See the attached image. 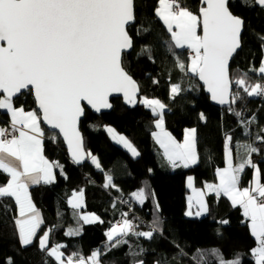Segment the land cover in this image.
<instances>
[{"label":"trees","instance_id":"16d2710c","mask_svg":"<svg viewBox=\"0 0 264 264\" xmlns=\"http://www.w3.org/2000/svg\"><path fill=\"white\" fill-rule=\"evenodd\" d=\"M182 2L193 11L201 6L199 0ZM156 6L157 0H136L137 21L129 28L134 48L123 57L125 69L140 85L139 103L128 106L123 99H114L111 112L96 115L86 110L81 131L85 148L98 158L99 168L91 158L82 165L73 163L60 136L43 126L44 154L59 165L55 167L53 183L30 188L32 202L43 223L33 243L21 245L15 223L19 218L18 206L13 198H0V264H7L9 258L12 264H55L53 258L39 248L38 238L45 231L50 236L49 247L65 245L61 251L66 256L79 253L88 257L100 250L101 264H136L137 261L219 264L221 257L226 261L239 259L240 264H255L251 249L256 243L243 210L234 207L224 195L209 194L207 215H186L190 194L187 179L193 176L196 187L215 181L217 169L225 166V143L230 136L236 164L245 159L246 145L259 149L250 159L260 168L264 183V141L258 139L264 136V101L258 96H248L234 85L240 99L228 108L214 106L197 77L187 71L189 50L170 47V33L156 17ZM230 9L245 22L242 49L232 61L231 77L235 80L247 73L249 83L260 82L264 76L252 69H258L264 57V43L260 39L264 37V9L254 5L252 0H231ZM138 29L141 30L139 35ZM142 48L148 51L142 53ZM178 63L185 64V71L180 70ZM174 84L181 89L175 96L171 93ZM143 97L157 99L165 105L164 128L177 141L184 140L188 128L197 129V164L175 170L168 166L153 135L158 116L141 102ZM13 103L26 111L37 107L33 96L27 92ZM201 114L205 119H201ZM9 120L10 116L0 110V127L6 126ZM107 121L123 129L139 151L138 157L114 142L106 129ZM254 175L255 169L248 166L242 175L241 187H248ZM108 176L112 177V182L105 187ZM8 179L7 174L0 172V186ZM141 189L145 193L142 204L132 196ZM76 191L84 193L81 210L73 209L68 203ZM80 212H93L103 222L85 223ZM122 217L132 221L136 232L155 227L152 238L129 233L122 237L127 243L111 247L105 233ZM70 229L78 230L79 234L66 235Z\"/></svg>","mask_w":264,"mask_h":264},{"label":"snow or ice","instance_id":"6c2138e0","mask_svg":"<svg viewBox=\"0 0 264 264\" xmlns=\"http://www.w3.org/2000/svg\"><path fill=\"white\" fill-rule=\"evenodd\" d=\"M252 2L264 9V0ZM199 4L197 11H193L182 0H157L155 15L170 33V47L190 51L187 71L203 81L213 101L236 103L240 94L233 91V85L248 96H264V81L249 83L247 73L235 80L230 76L229 61L241 47L244 25L243 19L230 11V0H199ZM135 6L136 0H0V110H6L11 118V132L0 127V172L10 177L0 186V198H13L18 206L20 218L15 223L23 246L33 243L43 223L29 187L41 182L53 183V168L59 167L43 155L41 120L59 130L75 163L88 156L99 168L96 157L84 152L78 128L85 108L90 106L96 112L110 108L109 96L113 93H122L128 104L136 102L139 85L125 69L123 59L124 53L134 48L129 27L137 21ZM140 32L138 29L137 34ZM260 39L264 43V37ZM178 67L185 71L184 63H178ZM252 71L264 76V61ZM180 90L178 84L171 87L173 96ZM26 92L33 96L35 110L25 111L23 106H14V98ZM141 102L153 113L165 108L157 99L143 98ZM201 119H205L203 114ZM162 125L161 116L156 121L160 132L153 135L172 166L196 164V129H187L184 142L178 143ZM107 131L133 156L139 155L124 136L116 134L112 128ZM258 139L264 141V136ZM231 140L229 136L225 143L227 167L216 171L219 183L206 184L205 189L216 196L228 197L234 207L238 205L243 210L256 243L251 255L255 264H264V183L260 168L250 159L259 149L246 145L245 159L234 166ZM246 166L255 169V175L248 187L241 188L240 174ZM107 181L105 187L111 185L112 177L108 176ZM188 187L195 196L188 198L186 215L200 216L207 212L205 192L193 186V177H188ZM82 196V191L73 193L69 205L79 208ZM132 196L141 204L144 202L143 189L133 192ZM81 219L85 223L100 221L95 215ZM154 231L155 227L136 232L132 221L122 217L105 235L114 248L127 243L122 237L129 233L151 239ZM73 234L79 231L70 229L66 233ZM38 239L40 250L53 258L55 264H101L100 250L88 257L79 253L66 256L61 251L65 245L49 247L47 231ZM7 264H12L11 258ZM219 264H240V261H226L221 257Z\"/></svg>","mask_w":264,"mask_h":264},{"label":"water","instance_id":"95a60500","mask_svg":"<svg viewBox=\"0 0 264 264\" xmlns=\"http://www.w3.org/2000/svg\"><path fill=\"white\" fill-rule=\"evenodd\" d=\"M231 1V0H230ZM259 7V6H258ZM230 11H231V9H230ZM233 13V12H232ZM234 14V13H233ZM235 15V14H234ZM237 16V15H236ZM241 18V17H240ZM244 21V20H243ZM131 27V26H130ZM129 27V28H130ZM244 31H245V22H244V25H243V28H242V31H241V37H240V39H241V47L237 50V52L234 54V56L232 57V59L229 61V71H230V76H231V65H232V61H233V59H234V57L236 56V54L242 49V36H243V33H244ZM132 51V49H129V50H127L124 54H126V53H130ZM197 77V80L199 81V83H200V85L203 87V90H204V92H205V94L206 95H208L209 96V98H210V101H211V103L214 105V106H217V107H219V108H228V107H230V105L232 104V103H228V104H219V103H217L216 101H213L212 99H211V94L207 91V88H206V86L204 85V83H203V81H201L200 79H199V77L198 76H196ZM232 78V77H231ZM134 79V78H133ZM135 80V79H134ZM137 82V81H136ZM138 83V82H137ZM138 85H139V83H138ZM139 89H140V85H139ZM233 91H234V85H233ZM141 96V89H140V91L138 92V94H137V96H136V102L134 103V104H137V103H139V97ZM16 98H14V100H15ZM114 99H123V101L125 102V99H124V97H123V94L122 93H113L111 96H109V103L111 104V107L110 108H103V109H101L99 112H96L94 109H92L90 106L89 107H86L85 108V113H86V110H91L93 113H95L96 115H102V114H104V113H108V112H111L113 109H114V107H113V103H112V101L114 100ZM126 103V102H125ZM126 105H131V104H128V103H126ZM84 117H85V115L84 116H82L81 118H80V121H79V124H78V128H79V131H80V134H81V137H82V139H83V149H84V152L85 153H89L87 150H86V148H85V139H84V135H83V133H82V131H81V122H82V120L84 119ZM41 123H42V125L45 127V128H47L50 132H54V133H56V134H58L59 136H60V138H61V140L63 141V143L65 144V147H66V149H67V152H68V155L70 156V158L72 159V156H71V154L69 153V151H68V147H67V144H66V142L64 141V139H63V136L61 135V134H59V130L58 129H52V128H50V126L49 125H47V124H45L44 122H43V120H41ZM73 160V159H72ZM90 160V157H88V156H85V158L80 162V163H75L74 161V163L75 164H79V165H82V164H84L85 162H87V161H89ZM48 243H49V246H50V236H49V239H48Z\"/></svg>","mask_w":264,"mask_h":264},{"label":"crops","instance_id":"0c3cea01","mask_svg":"<svg viewBox=\"0 0 264 264\" xmlns=\"http://www.w3.org/2000/svg\"><path fill=\"white\" fill-rule=\"evenodd\" d=\"M4 111V113H6V115H9L7 112H6V110H3ZM26 111V110H25ZM10 116V115H9ZM105 124H106V126L107 125H111V124H113V123H110V122H105ZM40 126H41V129H42V131H43V133H44V135H43V155L45 156V154H44V140H45V131H44V128H43V126H42V124H40ZM117 129L120 131V132H124L123 131V129H121V128H118L117 127ZM164 131H166V132H168L167 130H165V128H164ZM158 132H160L159 130H158ZM169 133V132H168ZM173 137V136H172ZM176 140V139H175ZM177 141V140H176ZM178 143H183L184 142V140L183 141H177ZM230 147H231V145H230ZM159 150L161 151V153L163 154V156L165 157V155H164V150L160 147V145H159ZM234 155H233V151H232V160H233V165L235 166V165H237L234 161H235V159H234V157H233ZM198 157V156H197ZM243 157V156H242ZM45 158L49 161V162H51V163H53L51 160H49L46 156H45ZM165 159H166V161L168 162V166H170V168H172V170H175V169H177V168H179V167H182V166H178V167H173L172 166V164L168 161V159L165 157ZM197 164V163H196ZM195 165V164H194ZM190 166H192V165H190ZM225 167H227V161H226V163H225V166H223V167H220V168H218V169H223V168H225ZM248 166H246L245 167V169H244V171L240 174V182H241V178H242V175L244 174V172H245V170H246V168H247ZM53 173H54V176H55V180H56V170H55V167L53 168ZM54 180V181H55ZM41 183H43V182H41ZM219 183V180H218V177L216 176V180L215 181H213V182H205V184H204V186L203 187H196L195 186V181H194V179H193V186L197 189V190H200V191H204L205 192V196H204V199H205V201H206V203H207V207H208V201H207V196L209 195V194H215V193H211V192H208L207 191V189H205V185L206 184H218ZM187 184H188V179H187ZM32 186H35V185H31L30 187H29V194H30V188L32 187ZM239 186L241 187V184H239ZM242 188V187H241ZM216 195V194H215ZM222 195V194H221ZM190 196H192V197H194L195 196V194L193 193V191H192V189L190 188V194H189V197ZM73 197V195L70 197V199ZM188 197V198H189ZM188 203H189V201H188ZM232 203V202H231ZM84 206V205H83ZM83 206H80L79 207V210L83 207ZM238 206V205H237ZM236 206V207H237ZM76 209H78V208H76ZM195 208L193 209V212H195ZM187 211H188V207H187ZM208 212H209V207H208V211L207 212H205V213H203L202 215H200V216H197V217H201V216H205V215H207L208 214ZM82 217V216H81ZM99 217V216H98ZM190 217H195V215H191ZM20 218V217H19ZM96 222V221H95Z\"/></svg>","mask_w":264,"mask_h":264},{"label":"rangeland","instance_id":"374dc122","mask_svg":"<svg viewBox=\"0 0 264 264\" xmlns=\"http://www.w3.org/2000/svg\"><path fill=\"white\" fill-rule=\"evenodd\" d=\"M185 49H187V48H184V49H181V50H185ZM189 61H190V57H189ZM263 61H264V57H263ZM189 64H190V62H189ZM192 74V73H191ZM194 75V74H193ZM143 98H145V97H143ZM143 98H142V100H143ZM149 99V98H148ZM149 100H151V99H149ZM147 108H149V107H147ZM149 109H151V108H149ZM164 111H165V109H163L162 111L161 110H157V112L156 113H154L156 116H158V119H160L161 118V116L163 117V115H164ZM157 119V120H158ZM40 124H42L41 122H40ZM43 126V125H42ZM162 127H163V129H164V124L162 125ZM108 128H112V129H114L115 130V133L116 134H118V135H122V136H124L132 145H133V147L136 149V151L139 153V151L137 150V148L134 146V144L130 141V139L124 134V132H120L118 129H117V127L114 125V124H111V125H107L106 126V129H108ZM188 129H193V128H188ZM194 129H196L195 127H194ZM158 130L160 131V129L159 128H157V130L154 132V133H159L158 132ZM196 133H197V129H196ZM111 135V134H110ZM111 137H112V135H111ZM155 138V137H154ZM196 138H197V135H196ZM113 139V138H112ZM114 140V139H113ZM156 140V139H155ZM114 142H116V140H114ZM117 143V142H116ZM117 144H120L121 146H123L124 147V145L123 144H121V143H117ZM127 149V148H126ZM128 150V149H127ZM195 150H196V144H195ZM129 151V150H128ZM159 151V150H158ZM130 152V151H129ZM131 153V152H130ZM196 153H197V150H196ZM132 154V153H131ZM140 154V153H139ZM139 156V155H138ZM138 156H134V157H138ZM96 159L98 160V158L96 157ZM198 162V161H197ZM190 177H193V176H190ZM194 178V177H193ZM83 192V191H82ZM74 193H80L79 191H76V192H74ZM73 198V197H72ZM71 198V199H72ZM84 205V193H83V196L81 197V206H83ZM84 207V206H83ZM82 207V208H83ZM81 208V209H82ZM79 209V208H78ZM80 209V210H81ZM80 214H81V216H88L89 218H91L93 215H95V216H98L97 214H95V213H93V212H80Z\"/></svg>","mask_w":264,"mask_h":264},{"label":"built area","instance_id":"2783aa9c","mask_svg":"<svg viewBox=\"0 0 264 264\" xmlns=\"http://www.w3.org/2000/svg\"><path fill=\"white\" fill-rule=\"evenodd\" d=\"M189 55H190V51H189ZM262 81H264V80H262ZM261 82V81H260ZM258 98H259V100H261V101H264V96H258ZM10 121L11 120H9V122L7 121V123L5 124L6 126H2V127H4V128H7L8 130H9V132H11V127H10ZM16 135H18V133H16ZM10 138V137H9ZM73 162V161H72ZM74 163V162H73Z\"/></svg>","mask_w":264,"mask_h":264}]
</instances>
